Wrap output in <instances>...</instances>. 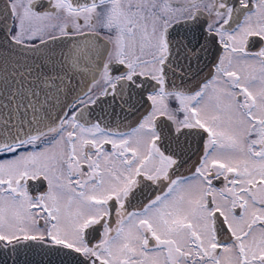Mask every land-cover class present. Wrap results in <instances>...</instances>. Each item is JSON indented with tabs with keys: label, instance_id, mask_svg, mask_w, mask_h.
Segmentation results:
<instances>
[{
	"label": "snow or ice",
	"instance_id": "1",
	"mask_svg": "<svg viewBox=\"0 0 264 264\" xmlns=\"http://www.w3.org/2000/svg\"><path fill=\"white\" fill-rule=\"evenodd\" d=\"M21 255L264 264V0H0V264Z\"/></svg>",
	"mask_w": 264,
	"mask_h": 264
},
{
	"label": "water",
	"instance_id": "2",
	"mask_svg": "<svg viewBox=\"0 0 264 264\" xmlns=\"http://www.w3.org/2000/svg\"><path fill=\"white\" fill-rule=\"evenodd\" d=\"M39 261V257H32V256H28L25 257L24 255H21L19 260H18V264H34V262Z\"/></svg>",
	"mask_w": 264,
	"mask_h": 264
}]
</instances>
